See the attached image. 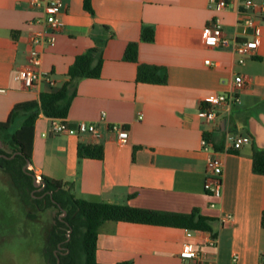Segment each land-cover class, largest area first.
I'll return each instance as SVG.
<instances>
[{"label": "crops", "instance_id": "1", "mask_svg": "<svg viewBox=\"0 0 264 264\" xmlns=\"http://www.w3.org/2000/svg\"><path fill=\"white\" fill-rule=\"evenodd\" d=\"M45 2L32 7L29 0H0V89L5 90L0 93V122L16 104L37 102L41 93L59 89L75 58L100 47L101 74L76 83L64 120L93 123L103 138L48 134L50 118L40 114L33 129V175L72 184L76 197L92 202L181 214L197 210L214 219L213 232L104 221L98 228L96 261L190 264L179 252L191 243L208 264H262L264 175L253 172L252 157L256 148H264V12L260 44L241 65L235 54L202 42V30L216 16L229 37H251L239 22L240 0H228L220 12L209 8L208 0H91L93 12L84 8V0H66L55 44L37 47L41 71L54 85L40 81L27 89L15 75L29 67L31 36L48 31L45 25L30 24L44 19ZM144 27L154 30L152 42L141 40ZM129 43L138 45L135 62L124 59ZM236 75L244 78L240 103L218 109L216 120L205 122L198 115L202 99L229 94ZM111 124L126 129L125 143L109 132ZM239 136L250 142L234 150L232 142ZM203 137L223 161L221 198L204 190ZM81 144L100 145L103 158L79 157ZM225 215L233 221L222 224ZM213 234L216 243L211 245ZM18 235L1 239L19 242L23 236Z\"/></svg>", "mask_w": 264, "mask_h": 264}, {"label": "trees", "instance_id": "2", "mask_svg": "<svg viewBox=\"0 0 264 264\" xmlns=\"http://www.w3.org/2000/svg\"><path fill=\"white\" fill-rule=\"evenodd\" d=\"M84 8L93 12L91 0H84ZM141 40L152 42L154 30L144 27ZM137 43H129L124 52L126 61L137 60ZM101 48L94 47L78 55L67 72L68 80L57 90L40 94L39 101L16 104L7 119L0 122V169L9 179L10 202L17 218L4 222L2 234H16L26 218L32 222L29 239L32 246L41 244L43 256L49 264H100L95 251L98 228L104 221L158 224L192 230L213 232L214 219L201 215L197 210L189 214L168 213L128 205L92 202L76 197L72 184L63 183L46 176L41 180L45 186L35 187L34 175L28 169L31 161L34 123L40 114L48 118L65 119L76 83L82 78H98L101 74ZM78 156L102 159L103 148L95 144H81ZM252 169L264 175V148H256L252 157ZM40 189L39 192H36ZM56 210L49 230L42 243L41 231L33 224L38 212ZM66 213L65 215H63ZM264 225V217H263ZM7 230V231H5ZM7 232L9 234H7ZM215 238V234L212 235ZM28 239V241H29ZM59 259V263L57 262ZM116 264H131L119 262Z\"/></svg>", "mask_w": 264, "mask_h": 264}, {"label": "built area", "instance_id": "3", "mask_svg": "<svg viewBox=\"0 0 264 264\" xmlns=\"http://www.w3.org/2000/svg\"><path fill=\"white\" fill-rule=\"evenodd\" d=\"M241 7L239 10V22L243 24L249 31V39H236L229 37L223 30L221 19L216 16L202 30V42L205 46L221 51L231 52L236 55L237 63L244 64L246 59L252 56L260 44L261 39V19L264 12V3L262 0H240ZM32 7H41L42 0H29ZM66 6V0H46L44 19H37L30 24H42L48 28V31L35 33L31 36V42L34 48L31 50L28 63L29 67L19 70L15 78L27 88H33L40 81H45L49 85H54V80L50 75L41 71V52L37 49L42 44L54 45L56 42V34L60 31L63 22L61 14ZM228 0H208V7L220 12L227 8ZM207 65H213L206 60ZM244 86V78L242 75H236L234 78V87L229 94L211 93L206 95L198 109V115L205 122H214L217 118V110L224 107H230L240 103L238 91ZM5 92L0 89V93ZM104 115V114H103ZM109 132L115 137L119 143H125L128 139V132L121 124H111L108 127ZM61 133L71 135H89L92 140L99 141L103 138V133L95 124L80 121L75 125L68 124L61 118H50L48 126V134L58 135ZM247 137H236L231 147L238 150L242 145L249 143ZM201 148L206 153V178L204 182V190L215 198H221L223 193V161L213 149L212 143L206 138L201 139ZM30 171V165H28ZM37 181L41 180L40 176H35ZM213 206V204H212ZM221 223H229L233 221L231 215H225L220 218ZM216 238L212 237L210 244L214 245ZM179 257L182 260L189 261L190 264H208L206 258L198 247L191 243H184ZM236 260V256L233 258ZM260 261L264 264V251L260 254Z\"/></svg>", "mask_w": 264, "mask_h": 264}, {"label": "rangeland", "instance_id": "4", "mask_svg": "<svg viewBox=\"0 0 264 264\" xmlns=\"http://www.w3.org/2000/svg\"><path fill=\"white\" fill-rule=\"evenodd\" d=\"M9 191V179L0 169V264H49L43 256L44 246H41V244L37 247L32 246V239H29L32 230V222L30 220L25 218L21 224L18 235L23 236L21 241L18 242V239L12 237L7 240L1 239L5 238L3 236L5 234H2L3 227L1 225L4 222L12 221V218H17V215L13 214L14 211H12ZM39 191L40 189L36 190V192ZM55 214L56 210L54 209L38 212L37 214L38 219L33 224L41 231L42 243H44L50 222ZM7 234L9 233L7 232Z\"/></svg>", "mask_w": 264, "mask_h": 264}, {"label": "water", "instance_id": "5", "mask_svg": "<svg viewBox=\"0 0 264 264\" xmlns=\"http://www.w3.org/2000/svg\"><path fill=\"white\" fill-rule=\"evenodd\" d=\"M2 147V143H1V141H0V148ZM30 164V162L28 161L27 162V165L24 167V170L26 169V167L28 166ZM34 185H35V187H40V186H42V187H44L45 186V182H43L42 180H40V181H37L36 180V177L34 176ZM66 213H64L63 215H65ZM57 262L59 263V259H57Z\"/></svg>", "mask_w": 264, "mask_h": 264}]
</instances>
